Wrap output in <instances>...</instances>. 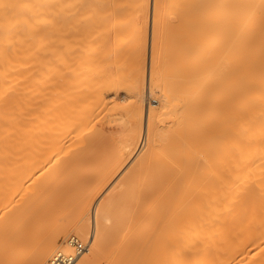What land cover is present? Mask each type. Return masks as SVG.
Listing matches in <instances>:
<instances>
[{
    "label": "bare ground",
    "instance_id": "bare-ground-1",
    "mask_svg": "<svg viewBox=\"0 0 264 264\" xmlns=\"http://www.w3.org/2000/svg\"><path fill=\"white\" fill-rule=\"evenodd\" d=\"M64 215L82 264H264V0H0V264Z\"/></svg>",
    "mask_w": 264,
    "mask_h": 264
},
{
    "label": "rangeland",
    "instance_id": "rangeland-1",
    "mask_svg": "<svg viewBox=\"0 0 264 264\" xmlns=\"http://www.w3.org/2000/svg\"><path fill=\"white\" fill-rule=\"evenodd\" d=\"M151 30H152V28L149 27V34H148V41L149 42L147 41V44H148L147 47H149L148 50L151 49L150 47L152 45V38H151L152 32H151ZM149 43H150V45H149ZM148 52H149L148 53V56L150 57V55H149L150 54V50ZM122 72H123V74H126V68H122ZM147 92H148V88H147ZM124 105L126 106V104H124ZM154 105H156V104H154ZM120 107L122 108V109L120 108V110L121 111L123 110L122 112H125L123 106H120ZM115 109H116V112L114 111ZM115 109L113 108L112 112L113 111L114 112L111 113L112 114L111 116L113 117V119H116V117H117V119H120L121 118V115L120 116L118 115L119 117L118 116H116V117L113 116L115 113L118 114L117 112L120 111L118 107L115 108ZM117 109H118V111H117ZM131 109L133 110L134 108H131ZM131 109H130V111H131ZM135 109L138 110L136 107H135ZM93 110L95 111L94 108H90V112L91 111L93 112ZM128 111H129V108H127L126 112L123 113L122 116H125V115L127 116L126 113H128ZM133 112H134V110H133ZM137 113H138V111H136V113L131 114V116H134V114H137ZM128 115H129L130 118H132L129 113H128ZM125 119L127 121L130 120V119H127V117L123 118L122 120H125ZM122 120H121V122H122V125H123L124 124V121H122ZM126 120H125V122H126ZM116 146H117V143H116ZM112 151H115V150L112 149ZM108 153L110 154V152H108ZM109 154L108 155L106 154L108 156V159H109ZM104 158L105 157L103 156V159H102L103 162H104ZM151 158H152V156H150V159ZM136 159L137 158H134L130 162V165H133L134 163H136L138 161V159L137 160ZM105 160L108 161L107 159H105ZM107 164H110V160H109V163H107ZM61 216H63V215H61ZM65 216L66 215H64L63 218L62 217L61 218L59 217L60 219L57 218L58 219L57 221H59V222H57V224H55V222H54V224L51 225V229L53 230V231L51 230L52 233H54V234H59L60 233V237H59V239L57 240V242L54 245L53 255L46 262V264H49L50 263V260L53 258V256L55 255V253H57L58 251H64L66 253H73V251H74L73 247H70L69 246V240L71 239L70 237L75 238V240L78 243L82 244L86 248V251L80 257L77 258V260H76V262L74 264H82L84 262V260H85V257H87V255H88V253H87V247L89 248V246H90L89 244L91 243V241L93 239L94 232H95V219H93L94 216L91 217V219H89V222H88V220H86L87 222H82V224L80 223V225H79V221L77 219L76 220L74 219L75 217L74 218L72 217V219H71L70 217L68 218V217H65ZM77 225H79L78 227L80 229L77 227Z\"/></svg>",
    "mask_w": 264,
    "mask_h": 264
},
{
    "label": "built area",
    "instance_id": "built-area-1",
    "mask_svg": "<svg viewBox=\"0 0 264 264\" xmlns=\"http://www.w3.org/2000/svg\"><path fill=\"white\" fill-rule=\"evenodd\" d=\"M73 247H75L76 248V246H73ZM78 248H79V245H78ZM78 251H80V250H78ZM63 253H61L60 255H61V258H59V260L58 261H60L61 262V264H70L71 262H69L70 260H72V258L74 259V257L73 256H70V255H62Z\"/></svg>",
    "mask_w": 264,
    "mask_h": 264
}]
</instances>
